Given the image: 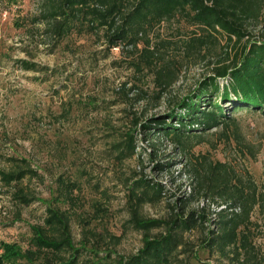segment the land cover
Returning <instances> with one entry per match:
<instances>
[{
    "label": "rangeland",
    "instance_id": "1",
    "mask_svg": "<svg viewBox=\"0 0 264 264\" xmlns=\"http://www.w3.org/2000/svg\"><path fill=\"white\" fill-rule=\"evenodd\" d=\"M53 5L50 0H0V171H35L9 184L0 177V264H44L39 253L33 260L27 252L35 251L31 227L42 226L52 209L65 214L70 244L81 249V264H115L118 257L136 253L144 239L164 233L163 226L144 232L128 222L133 202L129 189L138 179L162 185L158 201L136 208L142 219L167 220L174 209L168 205L177 207L176 197L189 194L184 211L204 214L197 226L181 233L175 251L181 262L264 264V208L256 204L249 212V252L238 246L236 255L230 245L219 250L208 238L217 231L216 218H211L222 207L220 199L198 186L205 164L218 161L230 184L247 192L249 183L256 196L263 191L264 113L233 112L238 140L231 136V126L226 128L228 139L218 135L220 127L212 128L186 153L161 138L150 155L138 126L133 127L150 116L179 110L176 102L194 92L239 46L209 30L214 40L198 51L186 50L184 41L192 30L206 32L177 12L146 28L147 45L143 38L135 48L119 44L109 49L107 32L90 24L88 14L43 17ZM244 26L255 34L253 40L264 39V0L256 21ZM142 47L158 51L160 58L144 56ZM22 61L36 69H23ZM160 66L172 74L164 91L155 82ZM128 132L138 147L121 158L118 150ZM167 161V167L157 168ZM58 177L74 183L70 200L60 196ZM19 189L30 198L28 204L13 197Z\"/></svg>",
    "mask_w": 264,
    "mask_h": 264
},
{
    "label": "trees",
    "instance_id": "2",
    "mask_svg": "<svg viewBox=\"0 0 264 264\" xmlns=\"http://www.w3.org/2000/svg\"><path fill=\"white\" fill-rule=\"evenodd\" d=\"M55 3L43 17L55 19L56 16L66 14L77 19L82 15H89L90 24L105 29V39L109 49L119 44L136 47L146 33V28L163 19L173 16L177 12L183 14L190 25L206 32L196 33L192 30L184 46L186 50L198 51L203 45L214 40L212 31L224 39L239 46L232 57L223 59L212 68V74L201 79L194 92L184 95L176 102L179 110L170 109L158 116H150L138 126L141 141H144L150 155H154L155 148L161 138L175 144L182 153H186L191 144L202 139L203 132L220 127L219 136L228 139L226 128L231 129V136L239 139L238 121L233 112L245 110L247 112L264 113V39L253 40L255 34L245 29L244 24L256 21L263 0H50ZM126 3V4H125ZM90 8H84L89 6ZM55 25H53L54 28ZM57 28V27H56ZM57 30V29H56ZM205 36V37H204ZM249 37V38H248ZM262 37V35H261ZM233 38V40H232ZM244 40L243 44H239ZM147 45L148 40L144 38ZM158 52L142 47L144 56L160 58ZM218 60L217 62H219ZM151 64L150 59L147 61ZM154 64V62H153ZM23 69H36L27 62L21 63ZM155 66V64L153 65ZM155 82L160 91H164L172 79L171 72L164 66L155 70ZM218 79L223 80L222 82ZM141 133V134H140ZM131 132L126 133V140L118 150L121 158L130 157L138 146ZM135 142V143H134ZM141 148V147H140ZM143 149V148H141ZM171 162V161H170ZM169 161L156 165L159 170L167 167ZM224 165L220 162L206 163L203 169L199 187H205L210 196L220 199V207L215 211L217 231L210 236L209 242L219 250L231 246L230 250L237 255V248L249 252L248 243L249 212L253 205L259 204L264 208V188L256 196L253 185L244 192L243 187L230 184L225 174H221ZM191 172L198 176V169L190 165ZM224 172V171H223ZM225 173V172H224ZM35 171L29 167H22L8 172L0 171L1 180L5 184L20 180L26 175H34ZM57 190L63 198L71 199L74 183L58 177ZM206 182V183H204ZM129 196L131 216L129 221L133 228L145 230L163 226L164 233H157L151 238L143 240V245L136 253L127 257H118L115 264H187L175 257L177 246L182 242L181 233L197 226L198 220L204 214L200 210L184 211L185 202L192 194L178 195L175 205H168L173 209L171 216L165 221L144 220L137 213V207L144 202H156L160 199L162 185L157 182L138 179L131 183ZM194 191V189H193ZM207 195V192H204ZM19 202L28 204L30 198L19 189L13 194ZM175 210V211H174ZM241 226V227H239ZM33 236L30 239L35 251L27 252L32 257L37 252L44 259V264H81V249L71 246L67 218L57 209L48 210L43 218L42 226L31 227ZM47 252V253H46ZM62 252V254H61ZM45 254H48L46 257ZM34 260V259H33ZM246 262V260H245ZM246 264V263H241ZM255 264V263H249ZM257 264V263H256ZM259 264V263H258Z\"/></svg>",
    "mask_w": 264,
    "mask_h": 264
}]
</instances>
